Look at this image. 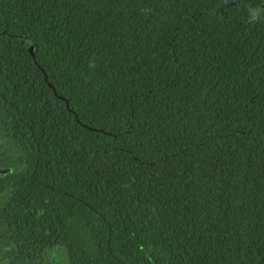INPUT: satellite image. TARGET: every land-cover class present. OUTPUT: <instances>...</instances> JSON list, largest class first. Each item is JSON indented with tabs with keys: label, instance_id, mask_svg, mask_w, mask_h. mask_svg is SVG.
<instances>
[{
	"label": "trees",
	"instance_id": "trees-1",
	"mask_svg": "<svg viewBox=\"0 0 264 264\" xmlns=\"http://www.w3.org/2000/svg\"><path fill=\"white\" fill-rule=\"evenodd\" d=\"M2 162L0 264H264V0H0Z\"/></svg>",
	"mask_w": 264,
	"mask_h": 264
},
{
	"label": "flooded vegetation",
	"instance_id": "flooded-vegetation-1",
	"mask_svg": "<svg viewBox=\"0 0 264 264\" xmlns=\"http://www.w3.org/2000/svg\"><path fill=\"white\" fill-rule=\"evenodd\" d=\"M30 48H32V47L28 48L29 52H30ZM4 163L5 162H2V164H0V169H8L7 172L5 173V174H7L9 171H11L10 168L12 169V167L11 166H7V165H3ZM0 174H4V173H0Z\"/></svg>",
	"mask_w": 264,
	"mask_h": 264
},
{
	"label": "water",
	"instance_id": "water-1",
	"mask_svg": "<svg viewBox=\"0 0 264 264\" xmlns=\"http://www.w3.org/2000/svg\"><path fill=\"white\" fill-rule=\"evenodd\" d=\"M30 52H32V48H30ZM66 102V106H68V102L66 101V99H64ZM8 169H0V173H6Z\"/></svg>",
	"mask_w": 264,
	"mask_h": 264
}]
</instances>
